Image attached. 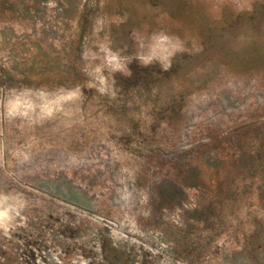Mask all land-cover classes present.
<instances>
[{
	"label": "rangeland",
	"instance_id": "1",
	"mask_svg": "<svg viewBox=\"0 0 264 264\" xmlns=\"http://www.w3.org/2000/svg\"><path fill=\"white\" fill-rule=\"evenodd\" d=\"M261 132L264 0H0V264H264Z\"/></svg>",
	"mask_w": 264,
	"mask_h": 264
},
{
	"label": "clouds",
	"instance_id": "2",
	"mask_svg": "<svg viewBox=\"0 0 264 264\" xmlns=\"http://www.w3.org/2000/svg\"><path fill=\"white\" fill-rule=\"evenodd\" d=\"M182 47V42L179 37H172L164 32H156L150 37L148 52L137 53L136 61H138L142 67L159 64L163 71H167L171 67L172 57L176 54V52L181 51ZM162 52L164 54H161ZM106 58L108 62L112 64L114 71L122 72L126 77L132 76L130 68H127V65L119 62L116 55H108ZM125 68H127L126 72ZM98 90L100 92L104 91L103 88ZM48 96L49 94L46 92H42L41 94L43 103L39 105V107L41 109L42 118H50L53 115V107L48 100ZM78 96L79 89L61 93L57 96L55 104L59 107V105L63 102L74 100L78 98ZM22 104H26L29 108L34 107L32 101L26 100L23 95H17L7 102V115L10 118L15 117L17 115V109ZM0 199H3L2 194H0Z\"/></svg>",
	"mask_w": 264,
	"mask_h": 264
},
{
	"label": "bare ground",
	"instance_id": "3",
	"mask_svg": "<svg viewBox=\"0 0 264 264\" xmlns=\"http://www.w3.org/2000/svg\"><path fill=\"white\" fill-rule=\"evenodd\" d=\"M20 115H22V114H20ZM258 133V132H257ZM264 133V132H263ZM262 132H261V135L263 134ZM259 136V135H258ZM262 139V138H261ZM258 144H259V142H258ZM258 146H260V145H258ZM256 149V148H255ZM261 149V148H260ZM208 157V156H207ZM203 158H205V156L203 157ZM220 159V158H219ZM206 160V159H205ZM211 160V159H210ZM204 161V160H203ZM224 162V161H223ZM229 162V161H228ZM258 162V161H257ZM256 162V163H257ZM222 163V162H221ZM232 163V162H231ZM204 165V164H203ZM205 165H207V164H205ZM210 167V166H209ZM215 167V166H214ZM208 169V168H207ZM216 169H218V168H216ZM159 170V169H158ZM157 170V171H158ZM204 170H206V169H203V171ZM211 170V169H210ZM219 170V169H218ZM230 170V169H229ZM229 170H227V171H229ZM232 170V169H231ZM258 170V169H257ZM264 170V169H263ZM212 171H214V170H212ZM262 171V170H261ZM158 172H161L160 170L158 171ZM208 172V171H207ZM198 173L199 172H195L194 174H193V176H194V179L193 180H195V181H199V177H198ZM214 173V172H213ZM227 173V172H226ZM156 174V173H155ZM207 174H210V173H207ZM212 174V173H211ZM227 174H229V173H227ZM224 175L223 177H220V178H218L217 180H216V182H217V185L214 187L215 189V191L216 192H218V186H220V185H223V183L226 181V179L229 177V176H231V175ZM218 175V174H217ZM260 175V174H259ZM158 176H160V173H159V175ZM164 176V175H163ZM157 177V176H156ZM189 177V176H188ZM261 177V176H260ZM160 178V177H159ZM230 179H231V177H230ZM258 179V178H257ZM159 180V179H158ZM157 180V181H158ZM228 180V179H227ZM165 181V180H164ZM203 181V180H202ZM201 182V181H200ZM205 181H203V183H204ZM206 183V182H205ZM237 183V182H236ZM258 183V182H257ZM153 184H155V183H153ZM170 184V183H169ZM259 184H261V181H260V183ZM165 185V184H164ZM224 185H225V183H224ZM262 187H260V188H262L261 190H258L256 193H255V200H258V202L259 203H263L264 204V182L262 183ZM170 186V185H169ZM210 186V185H209ZM256 186H257V184H256ZM203 187V186H202ZM253 187V186H252ZM252 187H251V189H252ZM258 189V188H257ZM253 190V189H252ZM214 191V192H215ZM219 193V192H218ZM251 192H248V194H250ZM10 194H12V193H10ZM14 194V193H13ZM149 194H150V191H149ZM165 194V193H164ZM223 195V194H222ZM163 196H165V195H163ZM250 196V195H249ZM222 197V196H221ZM166 198V197H165ZM244 198V197H243ZM226 199V198H225ZM227 200V199H226ZM250 200V199H249ZM223 201H225V200H223ZM227 202V201H226ZM240 202H243V201H240ZM251 202V201H250ZM149 203H151V202H149ZM239 203V202H238ZM254 203V202H253ZM224 206H226L225 204H224ZM244 206H246V205H244ZM261 206H263V205H261ZM149 207V206H148ZM247 207V206H246ZM255 207H256V205H255ZM152 208V207H151ZM151 208H149L150 209V211H151ZM231 208V207H230ZM238 209V208H237ZM251 209H252V207H251ZM262 209V208H261ZM244 209H242V211H243ZM6 211H7V209H6ZM149 211V212H150ZM245 211H246V209H245ZM231 212V211H230ZM262 212V211H261ZM238 213H240L239 211H238ZM253 213V212H252ZM255 213V212H254ZM253 213V214H254ZM148 214V213H147ZM230 214V213H229ZM228 215V214H227ZM141 216H143V215H141ZM262 216V215H261ZM228 217V216H227ZM238 217V216H237ZM213 218V217H212ZM255 218V217H254ZM214 219V218H213ZM212 219V220H213ZM130 223V222H129ZM97 224V223H96ZM132 226V225H131ZM132 227H134L135 228V226H132ZM247 227H248V229H260V234L259 235H257V239H258V241H261L262 242V244H263V247L261 248V249H259V248H257L256 249V247H254V248H248V250H246V251H240L239 253H237V259L239 260V261H245V260H248V261H250V260H254L255 262H264V216H262V217H258L257 218V220H256V222L255 223H248L247 224ZM247 229V230H248ZM212 236V235H211ZM252 245V244H251ZM250 246V245H249ZM242 247V246H241ZM238 249V248H237ZM235 254V253H234ZM249 263V262H248ZM254 263V262H253ZM257 264V263H256Z\"/></svg>",
	"mask_w": 264,
	"mask_h": 264
}]
</instances>
